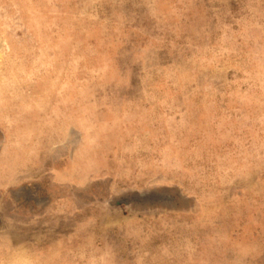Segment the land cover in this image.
Masks as SVG:
<instances>
[{
  "label": "rangeland",
  "instance_id": "rangeland-1",
  "mask_svg": "<svg viewBox=\"0 0 264 264\" xmlns=\"http://www.w3.org/2000/svg\"><path fill=\"white\" fill-rule=\"evenodd\" d=\"M0 264H264V0H0Z\"/></svg>",
  "mask_w": 264,
  "mask_h": 264
}]
</instances>
